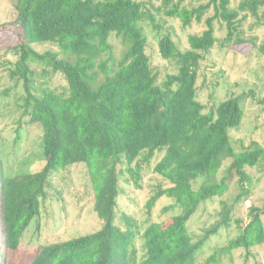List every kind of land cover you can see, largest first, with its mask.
Returning <instances> with one entry per match:
<instances>
[{
    "label": "trees",
    "instance_id": "trees-1",
    "mask_svg": "<svg viewBox=\"0 0 264 264\" xmlns=\"http://www.w3.org/2000/svg\"><path fill=\"white\" fill-rule=\"evenodd\" d=\"M12 3L15 17L0 24V47L15 56L9 74L22 80L23 114L41 127L42 164L11 177L3 176L0 168V264H195L207 239L231 223L235 235L199 264H217L221 255L236 248L248 254L264 242V207H250L245 223L232 221L231 216L233 205L247 194L242 186L249 181L246 168L264 160V147L252 143L233 148L228 131L243 117L237 96L207 110L196 98L199 63L217 41L214 20L226 26L221 45L235 51L245 46V55L257 48L264 56V39L256 45L254 37L243 39L237 29L241 12L264 17V0H241L236 7L230 0H206L196 6L184 0H159L156 7L150 4L153 11L138 0ZM209 9L212 14L206 17ZM156 15L175 18L182 27L201 21L205 25L199 34L187 35L184 50L168 33L158 36L161 57L174 60L177 67L160 83L145 53L140 25L148 21L157 31ZM112 33L125 49L116 64L108 66ZM43 43L55 45L58 51L37 52L33 45ZM37 62L64 77L65 91L32 85L30 65ZM259 102L264 103V97ZM156 153L162 155L152 170L161 181L152 185L145 209L149 214L166 197L172 201L164 210L177 207V212L160 222L147 221L141 234L143 254L137 258L131 247L133 220L123 216V227L114 224L119 180L124 177L140 188L142 163L148 165ZM225 159H230L229 164L217 178ZM74 163H83L86 169L99 228L41 244L24 255L23 232L32 220L38 227L39 203L46 197L53 173ZM232 181L240 186L239 192L231 203L220 201L219 219L193 241L188 220L202 202L224 195Z\"/></svg>",
    "mask_w": 264,
    "mask_h": 264
},
{
    "label": "rangeland",
    "instance_id": "rangeland-1",
    "mask_svg": "<svg viewBox=\"0 0 264 264\" xmlns=\"http://www.w3.org/2000/svg\"><path fill=\"white\" fill-rule=\"evenodd\" d=\"M138 1L144 2L145 8L150 11H153L150 4L154 7L159 4V0ZM240 1L230 0V4L236 7ZM12 2L13 0H0V24L14 19L15 10ZM205 2L206 0H184L185 4L193 6ZM261 9L264 10V6ZM211 14L212 9H209L205 16ZM243 14H246L244 18ZM238 18L241 20L237 25V29L241 31L240 37L243 39L254 37L256 45L260 44L264 39V17L257 18L244 11ZM156 22L160 26L157 31L151 28L148 21L143 20L140 25L146 38L145 53L153 72L156 73L157 82L160 83L167 74L175 73L177 67L174 60L161 57L157 48L158 36L168 33L177 47L184 50L188 47L187 35L199 34L205 25L201 21L182 27L177 19L164 15H156ZM213 24L217 41L199 63L196 98L204 110H207L209 106L229 96H237L243 107V117L238 125L228 131L233 148L235 150L245 148L252 143L264 147V103L259 102L264 97V56L257 48H253L245 55L247 47L242 49L245 46L240 47L241 51H235L221 45L226 33L225 23L214 20ZM109 43L112 46V60L107 65L112 66V63L116 64L120 58L125 45L113 33L109 36ZM33 46L39 53L45 50L58 51V48L50 43ZM102 59H106V56ZM14 61L15 56L0 47V168L5 177H11L22 170H37L42 164L39 161L41 127L36 122H30L28 116L23 114L25 93L22 80L9 74L12 69L11 63ZM30 66L34 71L31 77L34 87L57 92L65 91L66 82L59 72L52 73L49 67L40 62ZM161 155L162 153H156L148 165L142 163L140 188H134L131 183L125 182L124 177L119 180L121 192L117 197L114 224L123 227V216L133 220L135 226L132 228L134 236L131 247L134 248L137 258L143 254L141 234L147 221L160 222L177 212V207L164 210L172 201L166 197L160 198L149 214L145 209L152 185L161 181V177L152 170ZM229 161L230 159L222 161L217 178L223 174ZM246 171L249 181L244 182L242 186L247 189V194L233 205L231 211L232 221L240 219L242 223L247 221L250 207H264V160L256 166L246 168ZM239 188L237 182L232 181L224 195L212 197L198 206L187 222L193 241L219 219L220 201L231 203ZM92 204L93 197L84 164L74 163L57 169L52 175L46 197L39 203L38 227L34 226L33 220L30 222L23 232L20 250L27 251L28 253L24 254L27 255L41 244L63 241L97 230L100 221L93 211ZM262 220L264 223V214ZM235 233L236 227L231 223L228 229H220L216 235L209 237L196 257L195 264L203 262L216 248L225 245ZM248 252L247 254L241 248L233 249L230 254L221 255L217 264H264V242L251 247Z\"/></svg>",
    "mask_w": 264,
    "mask_h": 264
}]
</instances>
